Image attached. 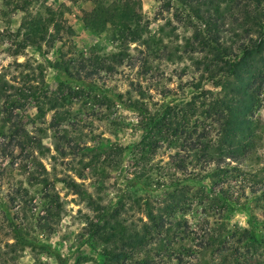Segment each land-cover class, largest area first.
<instances>
[{"label": "rangeland", "instance_id": "rangeland-1", "mask_svg": "<svg viewBox=\"0 0 264 264\" xmlns=\"http://www.w3.org/2000/svg\"><path fill=\"white\" fill-rule=\"evenodd\" d=\"M120 1H134L133 11L139 17L135 23L130 18L126 21L131 23L130 30L138 23L140 34L139 40L127 46H121L115 23L85 25L83 16L93 10V0H0L2 80L15 89L35 88L38 98L58 97L68 111L64 121L51 124L53 111L37 115L36 101L28 97L22 110H10L8 124L22 127L29 144L23 143L21 150L15 143L23 134L17 140H12L8 131L0 135V264H106L102 251L114 242H101L107 232L99 236L91 233V225L103 224L98 219L100 213H107L105 219L116 216L124 226L138 231L148 224L144 203H154L162 196L160 177L166 174L169 178L170 173L181 177L170 166L176 144L159 142L146 152L142 130L148 121L127 103L128 98L142 100L151 114L166 105L186 102L192 93L185 85L198 79L200 70L196 67L209 57L199 52L204 33L177 0ZM42 19L50 21L45 23L40 48L29 44L21 48L26 35L36 41L40 38L29 27L33 20ZM53 21L60 30L56 41L47 46ZM126 47L124 64L112 74L84 78L79 84L64 81L59 88L60 79L51 65L61 53L65 57L90 53L105 56ZM168 50H178L181 58L164 59L162 53ZM182 50L186 54H181ZM24 75L28 79L25 82L21 80ZM200 85L211 90L209 82ZM136 86L145 91L143 99L132 90ZM253 117L264 125V94ZM254 157H258L257 164L241 162L226 175V181L220 185L211 181L206 191L203 185L209 184L207 179L204 184L195 179L185 181L193 204L174 217L186 225V237L178 235L175 240L176 249L184 255L181 261L173 254L154 259L160 264H196L200 255L201 262L208 261L209 252L200 249L205 246L204 237L207 239L204 228L209 234L219 230L229 235L248 229L250 220L263 233L264 200L258 185L264 188V142L249 156ZM60 179L78 183L85 197L74 194ZM220 186L228 191L227 208L219 198ZM206 194L211 197V210L202 208ZM46 211L47 222L42 218ZM152 238L158 241L160 237ZM137 257L141 255L134 259ZM133 263L126 260L123 264Z\"/></svg>", "mask_w": 264, "mask_h": 264}, {"label": "trees", "instance_id": "trees-1", "mask_svg": "<svg viewBox=\"0 0 264 264\" xmlns=\"http://www.w3.org/2000/svg\"><path fill=\"white\" fill-rule=\"evenodd\" d=\"M177 1L201 26L204 42L201 43L202 49L199 52L209 55L207 59H201L196 67L200 70L198 79L185 85L190 87L192 95L186 102L166 105L158 109L157 113L149 114L142 100L128 98L127 107L137 112L141 118L146 117L148 121L142 130V137L147 142L146 152L154 150L159 142L176 144L170 166L181 177H173L174 173H170L169 178H166V174L160 177L164 188L162 196L154 203H144L148 224H143L138 231L132 226H124L116 220V216L110 215V219H105L107 213H100L98 219L103 224L100 227L98 223L91 225V233L99 236L107 232L101 242H114V246L104 247L102 251L106 264H123L126 260L130 263L135 261L133 264H160L161 261L154 259L155 256L165 257L171 254L181 261L184 254L176 249L175 240L178 235L180 238L186 237V225L181 218L174 217L177 212L182 214L185 210H190L193 204L185 181L195 179L204 184L207 179L209 184L203 185L205 191L211 181L220 185L222 181H226V175L234 172L241 162L257 164L258 157L251 159L249 156L264 142V125L253 117V111L260 107L264 94V0ZM93 4V10L83 16L85 25L115 23L119 29L121 46L140 39L138 23L133 30H130L131 23H126L129 18L132 23L139 18L133 11L134 1L93 0ZM23 5L24 3L20 6ZM33 21L29 30H33V35L38 34L40 38L36 41L35 37L26 35L21 48L29 44L39 49L40 42L44 40L45 23L50 19ZM59 30L58 23L53 21V32L46 40L47 46L56 41L54 38ZM126 49L128 47L120 48L116 53L105 56L90 53L65 57L61 53L51 65L60 79L59 88L64 81L79 84L84 78L112 74L124 64ZM178 52L168 50L162 54L166 60L178 61L182 56ZM181 54H186V51L182 50ZM26 77L27 75L22 76L21 80L25 82L28 80ZM202 81L209 82L211 90L202 89ZM132 90L138 99L146 96L139 86ZM26 97L36 101L37 115L53 111L51 124L64 121L65 115H68L58 97L38 98L35 88L15 89L0 76V135L3 136L8 131L13 136L11 139L17 140L23 134V139L15 143L21 150L24 149L23 143L29 144V138L22 127L8 122L11 111L23 109ZM214 179L219 180L218 183ZM41 182L46 186L45 180ZM60 182L74 194L85 197L78 183L71 179H60ZM258 186L260 197L264 200V188H261V184ZM219 190V198L227 208L230 200L228 191L221 186ZM86 198L89 199L88 196ZM205 198L206 205L202 208L211 210V197L206 194ZM48 215L49 212L42 217L45 222L50 219ZM45 222L43 225H46ZM248 223V229H237L229 235L220 233L219 230L209 234L204 228L203 233L207 239L204 237L205 246L200 249L202 253L209 252V258L208 261L201 262L199 255L196 264H264V222L263 233L256 229L254 221L249 220ZM123 234L126 237L117 239V236ZM157 236L160 238L154 241L152 237ZM116 241L119 243L117 246ZM41 247L48 248L45 245ZM174 250L178 253H173ZM202 253L201 257L204 256ZM136 255L141 257L134 259Z\"/></svg>", "mask_w": 264, "mask_h": 264}]
</instances>
